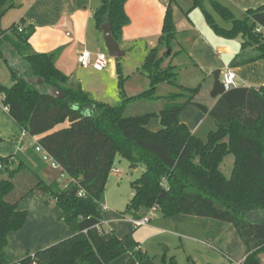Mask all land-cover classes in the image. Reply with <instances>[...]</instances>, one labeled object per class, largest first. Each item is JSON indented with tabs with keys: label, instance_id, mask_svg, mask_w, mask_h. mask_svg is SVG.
Masks as SVG:
<instances>
[{
	"label": "trees",
	"instance_id": "obj_1",
	"mask_svg": "<svg viewBox=\"0 0 264 264\" xmlns=\"http://www.w3.org/2000/svg\"><path fill=\"white\" fill-rule=\"evenodd\" d=\"M129 0H102L94 19L99 28L108 23L114 39L121 44L123 29L131 21L125 12ZM208 25L220 37L242 40V48L253 53L246 63L264 60V5L238 19L230 9L209 0L215 12L230 28L221 27L205 8L206 0H192ZM170 1L162 36L142 65L150 80L144 93L124 99L113 107L99 102L56 67L52 54H28L35 33L25 20L1 32L0 60L9 67L13 85L0 83V102L26 135L50 155L70 178L67 186L46 183L27 164L14 156L0 157V264H112L127 256L123 264H156L130 233L120 238L105 231L101 201L116 158L125 159L132 170L143 167L132 182L133 197L127 211L142 219L152 210L180 225L197 220L208 229V238L217 239L223 228H234L245 248L246 264H264V219L251 221L248 215L264 210V87L233 88L225 91L220 71L212 74V109L195 103L200 87L179 84L176 66L164 64L176 39ZM8 0H0V19ZM22 26V31L19 30ZM20 57L27 65L19 72L5 52ZM166 49L171 54L161 50ZM119 69V66H118ZM121 72L119 71V74ZM123 77L120 74V87ZM179 87L180 93L157 96L160 84ZM161 102L162 107L127 115L133 102ZM196 106L210 116L217 129L203 141L181 121L184 110ZM160 119L162 128L153 132L149 123ZM69 122L67 128L56 127ZM235 158L231 177L221 171L225 158ZM31 194L61 210L60 221L70 227L72 236L22 260L13 261L5 252L8 236L21 230L28 212L18 206ZM83 194V196H80ZM235 246L230 248L234 251ZM170 264H177L171 260Z\"/></svg>",
	"mask_w": 264,
	"mask_h": 264
},
{
	"label": "crops",
	"instance_id": "obj_2",
	"mask_svg": "<svg viewBox=\"0 0 264 264\" xmlns=\"http://www.w3.org/2000/svg\"><path fill=\"white\" fill-rule=\"evenodd\" d=\"M170 1L129 0L125 5V12L131 23L123 29L121 48L131 47L138 42L145 43L147 55L148 52L156 48L162 36L164 19ZM216 1L230 9L237 18V15H241V19L244 18L247 11L264 5V0ZM101 2L102 0H8L7 12L0 19V35L4 30L2 21L10 12H16L14 15L16 17L11 22L12 25L25 20L27 25H32L35 28L28 54L54 55L56 67L69 76L72 81L79 79L82 83L87 75H100L105 72L81 69L78 62L83 49L92 53L101 52L98 47L96 48V44H93L103 35L102 27L99 28L94 19L95 12ZM206 3L211 7L209 0H206L205 5ZM172 7L177 34L171 44L173 55L168 58L165 65L172 64L179 70L180 64L186 63L184 67L189 73L184 82L182 81V85L189 89L200 87V92L194 99L195 103L202 104L208 109H212L216 105L217 100L213 97L207 102L199 100L203 90L211 94L214 86L212 74L215 71H220L223 75L227 70H233L237 75V88L259 89L264 87V60L246 63L252 58L253 53L242 48L241 39L229 40L218 36L208 25L200 9H193L192 0H173ZM125 51L127 55L128 52L126 49ZM5 52L11 65L15 66L14 68L21 69L23 72L28 70L27 65L20 57L10 54L9 48H6ZM167 52L166 49H162L161 55ZM0 62L6 64L3 60ZM1 66L0 75L5 80L0 78V83L7 85V71H4ZM6 66L9 69L7 64ZM82 85V88L90 93L95 100L104 101L96 97L95 93L97 91V94L104 95L105 87L102 86L103 93L101 94V88H95L94 93L84 84ZM159 104H161V108L162 103L159 102ZM210 118L196 106L190 105L182 113L181 121L190 128L196 137L202 131L203 126L208 124V132L206 131L208 136L210 132L217 129L216 123L212 118L213 121H210ZM37 141V138L26 135L23 128L10 116L9 111L0 102V157H16L45 181L44 174L40 172L42 160L36 150L35 143ZM135 170L130 173H135ZM52 206H54L53 203L48 206L35 194L29 195L20 202L18 209L28 212V218L21 230L8 236L5 252L13 261H20L28 253L34 254L72 236L70 227L60 221L61 210L56 208V211L52 209ZM105 217L106 214L104 215V225L110 226L111 223L108 224L109 220ZM130 219L133 218L123 217L121 221L129 224L128 234L133 233L141 250L149 255L141 243L144 242L145 237H151L153 228H150V225L137 228L130 222ZM128 234L124 236L118 234V236L124 238Z\"/></svg>",
	"mask_w": 264,
	"mask_h": 264
},
{
	"label": "rangeland",
	"instance_id": "obj_3",
	"mask_svg": "<svg viewBox=\"0 0 264 264\" xmlns=\"http://www.w3.org/2000/svg\"><path fill=\"white\" fill-rule=\"evenodd\" d=\"M13 1V0H11ZM169 1V0H168ZM193 2V1H192ZM102 3V2H101ZM101 6V5H100ZM99 6V7H100ZM98 7V8H99ZM205 8L211 14L214 15L218 25L224 28H230V24L223 22V20L215 14L213 9L206 3ZM201 11V10H200ZM16 12H10L3 23V31L9 30L13 25L12 21ZM202 13V11H201ZM203 14V13H202ZM204 15V14H203ZM241 19V15H237ZM96 44L101 51L100 53L108 54V51L105 46L103 35L95 40L93 44ZM127 50V55L121 59H113L109 56L111 62L109 67L100 75H87L86 79L81 83L78 80L73 81L74 87L83 86L86 88L96 90L95 88H101V94L103 93L102 86L106 88L104 95L97 94V91H93L96 94V97L100 100H104L105 103L116 107L120 106L124 99H129L131 97H136L150 88V80L148 76L142 71V65L144 64L147 52L145 43H134L131 47H124ZM169 52V51H168ZM167 52V53H168ZM96 54V53H94ZM149 54V52H148ZM185 57L183 58V60ZM183 62V61H182ZM4 71H7V85L6 87H11L13 82L11 80V75L6 64L0 62ZM185 62L180 64L179 72V84L182 85L186 76H188L187 70L184 67ZM119 66V69H118ZM168 65L164 64V68ZM13 67H15L13 65ZM81 67V66H80ZM8 69V70H6ZM16 69V68H15ZM81 69H83L81 67ZM20 73L23 72L21 69H16ZM123 77L122 87H120V74ZM0 78L3 79V77ZM5 82V81H3ZM180 88L170 85L168 83H162L159 85L157 90V96L167 97L175 93H180ZM206 90H203L202 95H200L199 100L202 102H207L208 99H211V94ZM101 96V97H100ZM99 101V100H98ZM103 101V102H104ZM101 102V101H100ZM161 104L157 102H147V101H137L133 102L128 108L127 115L144 113L149 110L156 109L160 107ZM210 121H213L210 118ZM69 122H65L56 127V130L67 128ZM162 128L160 119H153L149 125L148 129L157 132ZM208 124L203 126L202 131L198 133L197 137L203 141L207 140ZM210 130V129H209ZM205 132V135H203ZM208 132V131H207ZM203 137H202V135ZM36 144V143H35ZM35 150V147L33 148ZM37 153V152H36ZM38 155L41 156V167L40 172L44 174L45 181L47 183H61L65 184L70 182V178H61V171L51 168L49 162L43 160V156L38 152ZM235 158L233 155H229L225 158L223 164L221 165V171L226 176L230 178L233 168H234ZM114 169H119L123 173L122 175H117L114 173ZM114 169L110 174L108 183L106 185V190L102 198L101 204L104 208V215L106 214V219L109 220L110 226L104 225L103 229L105 231H115L119 235H126L129 232V224L121 219L132 218L131 214H126L127 206L129 201L133 197L132 191V182L140 178L142 172L144 171L143 167H138L135 170V173L131 174L130 164L123 158L117 157ZM107 199V201H106ZM52 209L56 210V207L52 206ZM103 215V217H104ZM153 220L149 224L150 228H153L151 237H145L143 239L142 246L148 251L149 256L154 259L156 264H170L171 260H175L177 264H225L226 260L224 254H231L236 258L240 259L245 254V248L242 246L241 242L237 238L234 228L227 226L223 228L221 235L217 239L208 238V229L201 226L197 220H190L183 224H176L169 218H165L160 212L154 211L152 213ZM247 218L251 221H259L264 219V210H256ZM114 229L111 230L110 228ZM130 234V233H129ZM150 236V235H149ZM235 246L234 251H230V248ZM264 259V255H262ZM126 259V256L120 257L112 264H122Z\"/></svg>",
	"mask_w": 264,
	"mask_h": 264
},
{
	"label": "built area",
	"instance_id": "obj_4",
	"mask_svg": "<svg viewBox=\"0 0 264 264\" xmlns=\"http://www.w3.org/2000/svg\"><path fill=\"white\" fill-rule=\"evenodd\" d=\"M19 30L22 31V26H19ZM1 38V37H0ZM79 65L84 69H94L99 72L105 71L110 65V58L107 54L104 53H92L87 49H83L78 58ZM222 84L225 91H229L233 88H237V75L233 70H227L222 75ZM36 150L37 152L41 153L43 156V160L49 162L52 169L60 170L61 171V178L68 177L61 169L60 165L50 156L48 155L41 147H39L36 143ZM114 169V167H113ZM114 173L117 175H122V171L119 169H114ZM68 183L62 184V186L66 187ZM83 196V194H80ZM51 203H55V201H51ZM156 211L155 209L152 210L146 217L134 220L130 219V222L137 228L145 227L150 224L153 220L152 213ZM226 263L225 264H246L247 257L244 256L240 259L236 258L231 254H224Z\"/></svg>",
	"mask_w": 264,
	"mask_h": 264
},
{
	"label": "water",
	"instance_id": "obj_5",
	"mask_svg": "<svg viewBox=\"0 0 264 264\" xmlns=\"http://www.w3.org/2000/svg\"><path fill=\"white\" fill-rule=\"evenodd\" d=\"M103 37L106 49L108 54L113 59H121L126 56V51H124L120 44L114 39L112 35L111 27L108 23L102 25ZM168 54L170 55L171 52L169 51Z\"/></svg>",
	"mask_w": 264,
	"mask_h": 264
}]
</instances>
